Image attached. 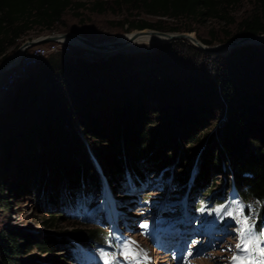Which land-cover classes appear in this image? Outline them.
<instances>
[{"label":"trees","instance_id":"trees-1","mask_svg":"<svg viewBox=\"0 0 264 264\" xmlns=\"http://www.w3.org/2000/svg\"><path fill=\"white\" fill-rule=\"evenodd\" d=\"M241 1L110 0L96 1L92 10L126 8L200 20L226 18L227 8ZM83 7L73 0H0V65L34 28L53 29L67 10ZM126 25L127 32H181L144 21L126 20ZM240 27L238 34L218 42L264 35V0H255L253 14ZM202 42L212 46L215 41ZM182 47L175 42L136 55L87 59L74 52L46 58L4 95L11 101L0 109V177L15 156L30 152L42 160L52 157L49 179L36 177L27 163L21 166L28 180H35L47 223L81 218V211L102 198L103 176L112 197L135 194L155 176L169 178L181 191V199L174 197L170 204L182 206L188 197L192 216L201 212L202 199L209 208L228 203L234 186L245 204H254V226L261 234L264 51L246 46L212 64L200 63L201 52L194 48L195 55L172 58V50L180 52ZM49 139L56 144L53 156ZM1 180L0 206L5 210ZM114 203L118 209L123 202ZM108 240L116 245L114 234L104 228L75 225L58 237L37 239L33 248L32 242L23 244L18 235L0 231V264H30L20 257L32 249L77 261L79 245L94 248Z\"/></svg>","mask_w":264,"mask_h":264},{"label":"rangeland","instance_id":"rangeland-1","mask_svg":"<svg viewBox=\"0 0 264 264\" xmlns=\"http://www.w3.org/2000/svg\"><path fill=\"white\" fill-rule=\"evenodd\" d=\"M73 1L84 3L85 7L79 10L70 8L65 13L62 22L56 24L53 29L36 27L20 43L61 33L77 34L94 43L112 42L120 36L137 33L138 30L127 32L126 20H128L130 22L144 21L165 29L177 27L181 32L175 33L190 34L200 42L215 41L210 47H217L227 43H219L218 41L224 40L228 34H238L241 30L242 21L251 16L255 9V0H242L237 6L227 8L226 18H204L200 20L181 18L174 20L150 16L144 12L131 11L126 8L116 10V12L108 9L103 13L92 10L96 1L110 2V0ZM186 29L193 31L184 32ZM175 42L184 44L185 47H182L180 52L177 49L170 51L172 58L181 61L184 55H195L190 48H197L189 41H172L151 46L127 45L126 48L112 53H101L86 45L81 46L87 49L86 52L89 55L101 58L116 53L129 55L148 53ZM246 46H256L261 49V52L264 51V41L258 45L239 46L217 54H207L197 49L201 52L199 61L200 63H205V61L212 63V61L226 58L235 50ZM196 57L198 56L196 55ZM208 72L212 73L211 70ZM4 95H0V109L6 107L11 101L10 96ZM47 141L50 143L51 148H49L52 150L50 153L53 156L56 144L50 139ZM37 145L39 148L40 144ZM29 153H26L24 157H13L10 167L5 168V174L0 177L4 190L3 198L7 204L5 210L0 206V231L6 234L14 233L19 236L20 242L26 244L28 240L32 242L34 248V242L37 239L44 236L58 237L60 234L71 230L72 226L75 225L100 227L115 233L117 247H113L109 240L104 245L94 248L81 246V256L77 261H70L65 254H42L32 249L31 252L20 257V260L26 263L104 264L107 257L108 259L115 258V264H129L122 253L131 251L138 254L133 264H137V262L138 264H231L232 257L239 253L236 245L239 243L241 225L238 221L247 217L249 224L254 225L256 219L254 204H245L239 196L233 195V192L229 203L216 204L211 208L208 207V202L202 199L199 203L201 212L198 214L201 217L192 218L188 214V208L183 210L180 209V206L170 204L174 197L181 199L179 187L172 183L169 178L155 176L141 191L135 192V194L128 193L113 196V198L109 192L105 191L101 199H94L85 211L80 212L81 218L74 217L69 221L58 220L47 223L48 217L42 213L43 211L36 199L35 180L30 182L28 175L22 172L21 166L27 163L29 170L36 177L49 179L54 165L53 158L47 157V159L42 160V156L36 158L34 153ZM186 199L187 201L191 200ZM115 200L123 203L117 209L119 215L116 212L117 216L114 220L113 203ZM212 210H216L217 215L208 221ZM228 212L233 213V215H227ZM168 215L171 216V219L166 220ZM223 224L226 227H223ZM252 233L254 237L258 236L255 228L252 229ZM261 247H264V244H261Z\"/></svg>","mask_w":264,"mask_h":264},{"label":"water","instance_id":"water-1","mask_svg":"<svg viewBox=\"0 0 264 264\" xmlns=\"http://www.w3.org/2000/svg\"><path fill=\"white\" fill-rule=\"evenodd\" d=\"M137 33H142V32H150V34H156L158 36H162L165 38V41L163 43H168L172 41H190L192 45H194L197 49L207 53V54H217L226 50H229L231 48H236L239 46H244V45H258L264 41V35H258V36H247V37H242L224 44H220L217 47H210L196 38L190 37V34L186 33H168V32H162V31H155V30H140L136 31ZM59 39H64L67 41L70 40H77L78 43L82 45H86L89 48H92L98 52H108L112 53L117 50H120L122 48H125V44L123 45H117L114 46L113 44L106 45L104 43H94L89 41L86 38H83L77 34L73 33H61V34H52L44 38H39L37 40H30L27 42H24L21 46L17 48V50L14 51V53L7 58L1 65H0V75L3 74V72L19 57V55L28 47V46H36V45H41L45 43H50L54 42ZM71 42V41H70Z\"/></svg>","mask_w":264,"mask_h":264},{"label":"built area","instance_id":"built-area-1","mask_svg":"<svg viewBox=\"0 0 264 264\" xmlns=\"http://www.w3.org/2000/svg\"><path fill=\"white\" fill-rule=\"evenodd\" d=\"M27 41L30 40H26L25 42ZM81 45L80 43L59 39L46 44L28 46L3 74L0 75V95L9 94L33 69L38 67L51 55L79 52L81 56L87 59L93 58L94 55H89L86 52L87 49Z\"/></svg>","mask_w":264,"mask_h":264},{"label":"snow or ice","instance_id":"snow-or-ice-1","mask_svg":"<svg viewBox=\"0 0 264 264\" xmlns=\"http://www.w3.org/2000/svg\"><path fill=\"white\" fill-rule=\"evenodd\" d=\"M227 215L232 216L233 213L228 212ZM238 223L241 225L239 229L240 239L236 245L239 253L232 257L231 264H264V247H261V244H264V232L254 237L252 233L254 225L249 224L247 217L239 220ZM122 254L129 261V264H133L138 255L131 251H124ZM104 264H115V258L108 259L106 257Z\"/></svg>","mask_w":264,"mask_h":264},{"label":"bare ground","instance_id":"bare-ground-1","mask_svg":"<svg viewBox=\"0 0 264 264\" xmlns=\"http://www.w3.org/2000/svg\"><path fill=\"white\" fill-rule=\"evenodd\" d=\"M190 37H192V36L190 35ZM70 41L71 42H74V43H78L77 40H70ZM164 41H165V38L162 37V36H158L156 34H150V32H142L140 34L133 33L132 35L120 36L116 40H114L112 42H107V43H104V44H106V45L113 44L114 46L123 45V44H125V46H127V45H133V46H140V45L151 46V45L161 44ZM108 52L105 51V52H101V53H108Z\"/></svg>","mask_w":264,"mask_h":264}]
</instances>
